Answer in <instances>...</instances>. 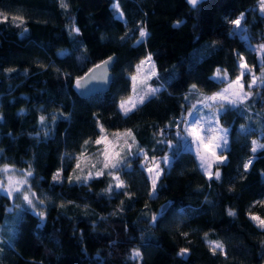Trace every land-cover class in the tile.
<instances>
[{
  "label": "trees",
  "instance_id": "trees-1",
  "mask_svg": "<svg viewBox=\"0 0 264 264\" xmlns=\"http://www.w3.org/2000/svg\"><path fill=\"white\" fill-rule=\"evenodd\" d=\"M63 4L0 0L8 17L0 16V167L32 173L28 185L37 205L28 208L0 192V264H264V226L251 218L264 220L260 0ZM241 14L238 30L231 21ZM112 54L109 90L78 97L74 80ZM148 56L156 72L149 84L160 91L125 115L119 104ZM241 64L250 95L216 117L228 130L227 149L209 178L176 133H183L188 112L240 76ZM217 69L224 83L215 79ZM117 133L126 140L121 173L115 170L119 189L109 169L86 177L76 167L79 157L99 150L97 139ZM140 149L146 157L137 155ZM164 156L170 161L153 192L146 169Z\"/></svg>",
  "mask_w": 264,
  "mask_h": 264
},
{
  "label": "snow or ice",
  "instance_id": "snow-or-ice-1",
  "mask_svg": "<svg viewBox=\"0 0 264 264\" xmlns=\"http://www.w3.org/2000/svg\"><path fill=\"white\" fill-rule=\"evenodd\" d=\"M189 3L192 6H195L198 3V0H189ZM260 3L262 6H264V0H260ZM61 6L66 7V5L63 4V0H61ZM117 10L119 12V7L117 5ZM122 17V13H119ZM0 16H3V19L6 21L8 19L7 15L0 13ZM20 20L21 23H23V18L22 17H13V20ZM244 19L243 14H241L240 17H238L235 20L231 21V24H233L236 29H241V21ZM75 32H79V29H73ZM147 32L144 29L139 30V36L141 38H145L147 36ZM111 60V58H109ZM146 60L150 61L151 56H148ZM104 66L106 67L109 63V61L103 62ZM145 63V61H141V65H137V73L140 72L141 66ZM241 74L240 76H237L235 80L227 82V87L222 88L220 92L214 93L212 96L205 97V103L204 107L208 109H212V111L205 116L202 112L198 110H193L188 112L187 114V124L186 127L183 130V133L177 132L176 135L181 136V140L185 141L188 145V148L190 151H194L195 154L198 156L201 167L206 171L209 172L212 163L215 162L217 164H222L224 161V157L222 155H217V149L221 150H226L227 149V135H228V130L220 128L219 131L223 133V135H215V132L217 131V128L213 126V123L217 117L218 114H223V111L225 107L229 108H238L243 104V101L245 100L246 97L250 95V92H244V84L241 82V76L244 75V69L247 68L246 64H241ZM101 69V65H96L93 70H91L87 81L85 83H81V80L76 81V85L78 88H84L86 87V84L88 81H91L93 79H104V74L103 72H98V70ZM251 70L249 69V72ZM156 72L154 71L153 68H149L147 70L146 75L144 78L141 80L142 85L145 88V91L140 95L139 97V103L143 104L145 97L147 96H155L160 89L159 88H152L149 87L146 83L148 79H150L152 76H155ZM82 80L84 78H81ZM133 81L137 80V75H133L131 77ZM218 83H224L226 81V77H223L220 75V70L217 69V76L215 77ZM256 83V78H253L251 84L249 85V88L252 87ZM262 83H264V80H262ZM193 89L196 88V85L192 86ZM135 89V86H134ZM121 109L124 110V114L127 115V112L130 111L131 109H126L125 108V101H121L120 104ZM132 107L135 108L136 105L132 104ZM45 117L41 116L40 117V122L41 124L44 123ZM55 119V118H53ZM207 124V128L204 129L203 125ZM102 130V129H101ZM204 131L205 134L202 135L201 132ZM129 135L131 134L130 131L128 133ZM119 135V133H117ZM105 138L101 136L99 139L96 140L97 144H100L104 142ZM88 141H85V144H87ZM160 143H165V141H160ZM256 142H253V148L252 152L255 153L257 148L255 146ZM171 146V145H170ZM260 147L264 148V145H260ZM129 148H131V145H129ZM105 163H104V168H112V169H118V164L120 163L119 161L116 162H109V154L107 150H105ZM116 156L119 155V153H115ZM138 156H145L146 154L143 152L142 149H140L137 153ZM153 161H155V157H152ZM169 158L168 156H165L163 158V162L166 164L168 163ZM252 161H248L243 165L245 171L248 170L250 167V164ZM127 166V165H125ZM76 167L79 168L80 164L77 163ZM156 169H159V164L155 165ZM147 172L152 173L154 169L152 167H147ZM0 174L6 177L5 179H0V191H3L6 197L12 198L15 197L17 200H21L22 202L26 203L28 206H30L32 209L36 208V204L34 203V198H35V193L31 192V186L28 185V179L27 177H30L32 173L29 171L26 173V176L22 179L20 178H15L16 176V170L13 169L11 166L5 164L3 167H0ZM103 172H97V176L102 175ZM112 173L110 172L109 175ZM91 175V174H90ZM158 175V173H157ZM215 176L217 179L220 178V173L217 171L215 173ZM209 178H211V173H209ZM56 179V177H54ZM79 180L80 177H77ZM116 180L119 181V177H115ZM123 182L120 181L117 183L116 188L119 189L122 187ZM25 185H28V187H25ZM152 189L153 192L156 190V179L154 178L152 181ZM108 192L112 191V186L109 185V188L107 189ZM31 197V198H30ZM39 203H43V201H40ZM17 208H20L21 205L17 204ZM39 215H43V213H39ZM229 215H234V213L229 212ZM254 221H259V224L261 226H264V220H261L260 217L258 216H252L251 217ZM157 217L153 215L152 221L155 222ZM217 247H221L222 245L217 244ZM186 249H181V254L186 252ZM134 255H139V253H135Z\"/></svg>",
  "mask_w": 264,
  "mask_h": 264
},
{
  "label": "rangeland",
  "instance_id": "rangeland-1",
  "mask_svg": "<svg viewBox=\"0 0 264 264\" xmlns=\"http://www.w3.org/2000/svg\"><path fill=\"white\" fill-rule=\"evenodd\" d=\"M260 8H261V11L264 13V6H262L261 3H260ZM263 51H264V50H263ZM143 61H145V63L141 66L140 72L137 73V68H136V71H135V73L133 74V75H137V80H136V81H133V80L131 79V80H132V92H131V94H130L127 98H125L124 100H122V101H125V108H126V109H131V110H132V109H133L132 104H135L136 106L139 104V97H140V95L145 91V88H144V86L142 85L141 80L144 78V76L146 75L147 70H148L149 68H153V69H154L153 62H152L151 60L148 61V60L145 59V60H143ZM139 65H141V63H140ZM244 70H245V69H244ZM244 70H243V71H244ZM133 75H132V76H133ZM132 76H131V77H132ZM253 78H254V75L252 74V76H251V81L249 82V85L251 84ZM235 79H236V78H235ZM235 79H234V80H235ZM232 81H233V80H232ZM241 82H242V79H241ZM146 83H147V85H148L149 87H152V86L149 84V79L146 81ZM134 86H135V89H134ZM224 87H227V84H226ZM224 87H223V88H224ZM152 88H153V87H152ZM221 90H222V89H220L218 92H220ZM243 91H244V92H249V91H245L244 88H243ZM216 93H217V92H216ZM213 94H214V93H213ZM213 94H211V96H212ZM246 98H247V97H246ZM246 98H245V99H246ZM205 103H207V101L204 100V104L201 105V106H198V107H197L196 109H194V110H198V111L202 112L205 116H207V115L212 111V109L205 108V107H204ZM120 104H121V103H120ZM120 104H119V109H120V111L124 112V110L121 109ZM205 110H206V111H205ZM192 111H193V110H192ZM186 124H187V119L185 120V127H186ZM213 126L217 128V131L215 132V135H223V133H221V132L219 131V129H220V128L226 129V128L222 127V126L218 123L217 118L215 119V121H214V123H213ZM203 127H204V129H206V128H207V124H204ZM201 134L204 135L205 132L202 131ZM170 145H171V144H170ZM125 146H126V140H125V138H124V135H122V134H119V135L116 134L111 140H104V142H102V144H101V147L99 148V150H98L95 154H93V155L90 156V157H84V156H83V157H79V158H78V162H79V164H80V167L77 168V171H79L80 173H84V175H85L86 177H90V176H92V175H95L97 172H101V171L103 172V171L109 169V171H112V175H111V176H112V178L114 179V181H115L116 184H117V183H118V180H116L115 177L117 176L118 173H115V170H116V169H112V168H104V163H105V159H106L104 153H105V150H107V152H108V154H109V162H110V163H112V162H116V161L121 162L122 157H120V156H122V154H123V152H124V147H125ZM187 148H188V145H187ZM126 149H127V148H126ZM188 149H189V148H188ZM216 151H217V155H222V151H223V150H221V149H217ZM191 152L193 153V155H194V157H195V159H196V161H197V163H198L199 168L201 169V171H203V172L206 174V176H209V173H212V171H213V166H214L215 164H217V163L213 162V163H212V166H211V168H210V170H209V172H206V171L201 167V163H200V160H199L198 156L195 154L194 151H191ZM115 153H119V155L116 156ZM222 156H223V155H222ZM164 157H165V156H164ZM164 157H162V158L159 159L158 161L150 162L151 164H150V163L148 164V167H152V168L154 169V171H153L151 174L149 173V176H150V179H151V184H152V181H153L154 178H155L156 181H157L158 177H159L160 174H161L162 168H163L164 166H167V165L169 164L170 159H169L168 163L165 164V163L163 162V158H164ZM223 157L225 158V156H223ZM92 158H93L94 166H96V164L99 163V164H97V165H98L97 168H95L94 166H93L92 168H90V167L88 166V163H91V160H90V159H92ZM168 158H169V157H168ZM156 164H159V169H156V167H155ZM119 165H120V163L118 164V169H119ZM1 167H3V166H1ZM13 169H14V168H13ZM15 170H16V176H15V178H20V179L24 178V177L26 176V173L29 172V171H27V170H17V169H15ZM118 172L121 173L120 169L118 170ZM157 173H158V175H157ZM90 174H91V175H90ZM28 178H29V177H27V179H28ZM0 179H5V180H6V177L3 176L2 174H0ZM25 187H28V185H25ZM0 192L4 193L3 191H0ZM12 198H14V197H12ZM30 198H31V197H30ZM23 204H24V206H26V207H28V208H31V207L28 206L26 203L23 202ZM213 247L216 248L215 245H213Z\"/></svg>",
  "mask_w": 264,
  "mask_h": 264
},
{
  "label": "water",
  "instance_id": "water-1",
  "mask_svg": "<svg viewBox=\"0 0 264 264\" xmlns=\"http://www.w3.org/2000/svg\"><path fill=\"white\" fill-rule=\"evenodd\" d=\"M203 1H206V0H198L197 4H199ZM186 3L189 6H192L189 3V0H186ZM109 58H111V60H109ZM105 61H109L108 65L106 67L104 66V63H103ZM114 62H115V55L112 54V55L104 58L100 62L91 66L82 76L75 79L73 82V86H72V89L75 92V94L80 98H87V97H90V96L98 94V93L107 92L111 86V81H112V71L111 70H112ZM96 65H101V69L98 70V72H103L104 79H93V80L87 82L86 87L78 88L76 85V81L81 80L82 84L85 83V81H87V78H88L91 70H93ZM81 78H84V79L82 80Z\"/></svg>",
  "mask_w": 264,
  "mask_h": 264
},
{
  "label": "crops",
  "instance_id": "crops-1",
  "mask_svg": "<svg viewBox=\"0 0 264 264\" xmlns=\"http://www.w3.org/2000/svg\"><path fill=\"white\" fill-rule=\"evenodd\" d=\"M223 156H224V155H223ZM224 161H225V159H224ZM224 161H223V162H224ZM202 172H203V171H202ZM203 173H204V172H203ZM204 174H205V173H204ZM205 175H206V174H205ZM211 175H212V173H211ZM207 177H209V176H207Z\"/></svg>",
  "mask_w": 264,
  "mask_h": 264
},
{
  "label": "built area",
  "instance_id": "built-area-1",
  "mask_svg": "<svg viewBox=\"0 0 264 264\" xmlns=\"http://www.w3.org/2000/svg\"><path fill=\"white\" fill-rule=\"evenodd\" d=\"M250 160H253V157H252V158H250Z\"/></svg>",
  "mask_w": 264,
  "mask_h": 264
}]
</instances>
